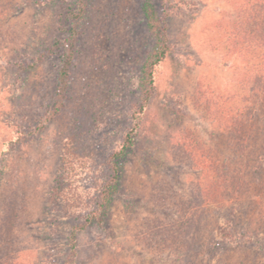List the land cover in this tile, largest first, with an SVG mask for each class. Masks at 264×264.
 <instances>
[{
  "label": "rangeland",
  "instance_id": "374dc122",
  "mask_svg": "<svg viewBox=\"0 0 264 264\" xmlns=\"http://www.w3.org/2000/svg\"><path fill=\"white\" fill-rule=\"evenodd\" d=\"M148 4L173 47L74 264H264V0H0V264H68L72 226L133 124ZM74 26L66 104L40 129ZM178 197L200 204L189 253L147 238L178 219Z\"/></svg>",
  "mask_w": 264,
  "mask_h": 264
},
{
  "label": "trees",
  "instance_id": "16d2710c",
  "mask_svg": "<svg viewBox=\"0 0 264 264\" xmlns=\"http://www.w3.org/2000/svg\"><path fill=\"white\" fill-rule=\"evenodd\" d=\"M80 4L78 12H73L74 18L77 19L80 18L84 11V2L82 1ZM244 7V10H250V6L249 4L247 5V1ZM145 13L149 30L154 37V45L142 67V73L139 80L140 96L137 108L134 110L132 115L133 124L125 134L120 148L115 150L109 156L107 161L109 175L104 181L102 187L98 190V194L93 201L92 209L82 215L79 222L72 226V247L67 258L68 264H74L76 259L77 251L74 241L78 232L84 230L91 223L97 222L99 224H104L107 220L113 203L114 194L118 189L121 180L123 159L129 150L134 147L136 136L138 135L142 125L141 121L143 114L150 100L155 95L157 67L167 58L173 47L168 34L166 18L160 15L150 4L145 7ZM252 36L254 37L256 34H249L246 30L244 32L243 40L247 42ZM76 38L77 29L74 26L71 34L63 41V45H65V52L63 55L62 65L57 76L55 101L43 116L42 122L39 125L40 129H44L47 124L58 116L65 107ZM205 158L207 159L206 156ZM209 165H211V163H209ZM175 201L178 204V219L166 223L160 221L153 224V226H149L152 229H150L147 234L148 242L155 244L170 241V244L173 243L180 245L182 250L189 253L195 241L197 243V240H195L196 233L193 235V229L197 224L199 213L196 210L200 207V204H198L196 199L186 197H178Z\"/></svg>",
  "mask_w": 264,
  "mask_h": 264
}]
</instances>
